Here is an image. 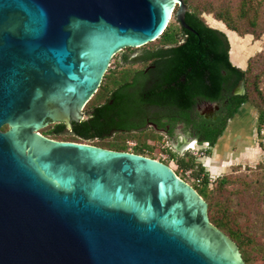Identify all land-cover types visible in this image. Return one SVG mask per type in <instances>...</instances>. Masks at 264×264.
Here are the masks:
<instances>
[{"label": "water", "instance_id": "95a60500", "mask_svg": "<svg viewBox=\"0 0 264 264\" xmlns=\"http://www.w3.org/2000/svg\"><path fill=\"white\" fill-rule=\"evenodd\" d=\"M188 12L185 0H0V264H246L170 165L39 133L73 128L114 57L173 17L196 32Z\"/></svg>", "mask_w": 264, "mask_h": 264}, {"label": "flooded vegetation", "instance_id": "af4514ba", "mask_svg": "<svg viewBox=\"0 0 264 264\" xmlns=\"http://www.w3.org/2000/svg\"><path fill=\"white\" fill-rule=\"evenodd\" d=\"M178 25L180 29L173 31L170 37L172 42L145 52L137 61L132 60L134 55L127 51L132 48L118 53L114 57L115 65L111 63L101 87L84 108L82 119L73 123V128L67 123L47 121L39 133L57 141H84L78 137L76 127L93 116L95 109L107 107L106 110L112 112L113 121L109 136L101 141L116 137L113 146L126 148V143H129L127 137L136 140L135 148L139 151L122 152L146 156L143 151L152 153L162 150L168 154L167 157L188 156L190 151L200 145L202 135L213 132L224 122L229 115L232 99L235 100V97L245 92L242 91L244 80L235 82L223 69L225 82L217 100L200 97L197 94V68L191 66L188 72L181 73L170 66V59L176 55L172 51L184 48L192 35H199L195 29L196 32H191L180 22ZM158 51L162 53L159 61L155 57ZM231 80L235 85H232ZM120 96L125 97L124 100L118 101ZM95 146L104 148L101 145Z\"/></svg>", "mask_w": 264, "mask_h": 264}, {"label": "trees", "instance_id": "16d2710c", "mask_svg": "<svg viewBox=\"0 0 264 264\" xmlns=\"http://www.w3.org/2000/svg\"><path fill=\"white\" fill-rule=\"evenodd\" d=\"M217 1L219 0H201L196 4L193 0H185L189 8L186 21L199 35H192L191 40L184 48L174 49L172 52L176 53V55L170 59V66L175 67L181 73L188 72L191 66L197 68V94L200 97L217 100L222 85L225 82V79L222 77L223 69L229 73L231 79H235V82L239 79L244 80L247 91L243 95L235 97V100L232 99L229 115L224 122L213 132L206 133L200 138V145L208 144L211 149L215 148L219 140L223 138L222 136L225 132H228V123L235 118L239 110L242 109L243 111L248 103L251 101L255 102L256 98L251 94L250 86H253L258 93L254 94L260 96L261 83L259 80L264 76L263 72L256 78L254 83H251L249 74L254 70L255 61L251 59L245 71L235 66L230 58V43L226 33L210 27L202 16L204 12L214 13L216 20L223 22L229 30L241 35L254 34L259 28V6H261L264 0H261L258 3L259 5L256 4V0H238V3H235L233 0H221V2L214 5ZM241 21L247 24L248 29H245L246 31L242 29ZM173 31H175V27L169 25L157 42L160 41L164 44L172 42L170 37ZM160 56H162V53L158 51L155 56L158 61ZM234 81L232 85H235ZM124 98L120 96L118 97V101L124 100ZM257 101L261 104L260 99H257ZM106 109L107 107L95 109L93 116L79 124L76 127L78 137H81L84 141H96L109 136L108 131L113 118L111 117L112 112H108ZM112 109L109 108V110ZM101 142H103L99 144L101 146L119 151H127L125 147L121 148L108 145L104 141ZM176 156L173 155L172 159L176 158L175 161L179 168L186 171L195 167L193 159L185 161L184 158L177 159ZM195 176L198 180H201L200 185L196 184L194 186L209 204L211 222L238 244L246 264H251V262L257 260V237L259 232L264 230V224H260V221L264 220V210L261 207L249 208L246 206L255 196L248 195V200L245 198L244 204L233 197L224 199L222 195L226 192L227 186L237 182L240 178L233 179L225 175L212 181L205 167L201 165L200 168L198 166ZM244 184L242 192H245L252 183L244 182ZM212 185L214 186L213 189L211 188ZM231 194L238 196L241 193L234 192ZM260 194L263 195L261 192ZM256 202L264 204V198L262 200L257 199ZM260 257L264 260V253Z\"/></svg>", "mask_w": 264, "mask_h": 264}, {"label": "rangeland", "instance_id": "374dc122", "mask_svg": "<svg viewBox=\"0 0 264 264\" xmlns=\"http://www.w3.org/2000/svg\"><path fill=\"white\" fill-rule=\"evenodd\" d=\"M200 1L201 0H193V2H195L196 4H198ZM233 1H235V3H238V0ZM260 1L261 0H256V4L259 5L258 3H260ZM218 2H221V0L215 2L214 5ZM259 7V28L257 31H255L254 34L249 33L241 35L232 31L238 38V47L242 59V63L239 64L238 67L245 71L249 65L250 60L253 59V61H255L254 70L251 74H249L251 83H254L256 78L264 72V2L261 3V6ZM202 16L205 18L206 23L210 25V27L223 31L228 37L226 31L229 29L223 22L216 20L214 13L204 12ZM169 25L174 26L175 30L180 29L178 22L174 17L170 21ZM241 26L243 30L248 29L247 24L243 21H241ZM228 39L232 52L233 45L229 37ZM162 44L164 43L155 41L144 47L128 49L127 51L134 55L132 60L137 61L145 54V52L154 51ZM115 62L116 60L113 59V66L115 65ZM259 82L261 83V88L259 90L261 92L260 96L254 94L257 93V91L253 86H250L251 94L256 98L254 100L255 102L251 101L250 103H248L244 107L243 111L242 109H240L235 118L229 121L227 127L228 138L224 140L226 144L223 143L225 148H221L219 154L216 153L219 142L213 149H211L208 144L196 146L194 150L188 153V156H182L185 161L193 159V163L195 165L193 169L186 171L185 169H181L178 167L175 161L176 158L172 159V157H167L168 154L162 150H155L152 153L143 151V154L153 159L165 161L166 164L170 165L177 172L180 178L191 184L193 187H195L194 185L196 184H201V182H198L199 180L195 176V173L198 171V166L200 168V165L202 167H205L210 177L212 178V181H215L218 177H222L225 175L230 176L233 179L240 178L237 182L231 183L229 186H227L226 192L222 195V197L224 199L227 197H233L244 204V199L246 198L248 200V195H253L255 197L252 199L250 198L251 200L248 202V204H246V206L249 208L261 207L264 210V204L256 202L257 199L262 200L264 198V76H262ZM245 90L247 91V88H245ZM257 99L261 100V104L258 103ZM64 139L72 140L71 138L68 139V137H65ZM115 139L116 137L110 138L104 141V143H107L108 145H114L113 143H115ZM76 141L92 145H99L100 143H103L97 140ZM126 141L129 142L126 143L127 151H139V149L135 148L136 140L126 137ZM162 142L163 144H166V146H168L166 141L162 140ZM179 158L177 157V159ZM200 179L202 178L200 177ZM244 182H250L252 184L248 189L245 190V192H242L245 185ZM213 187L214 186L212 185L211 188L213 189ZM234 192H239L241 194L238 196L231 194ZM260 192L263 193V195H261ZM246 210L248 209L246 208ZM242 220L245 221L244 218H242ZM260 224L263 225L264 220L260 221ZM257 241V260H254L253 262H251V264H264V260L260 257L262 253H264V230L259 232Z\"/></svg>", "mask_w": 264, "mask_h": 264}, {"label": "bare ground", "instance_id": "6f19581e", "mask_svg": "<svg viewBox=\"0 0 264 264\" xmlns=\"http://www.w3.org/2000/svg\"><path fill=\"white\" fill-rule=\"evenodd\" d=\"M227 34H228V37L230 38L231 40V43L233 45V48H232V52H231V59H232V62L235 64V65H239L241 64L242 62V59H241V56H240V52H239V47H238V38L236 36V34L232 31H229L227 30L226 31ZM228 138V133H225L223 138L219 141V144L217 146V149H216V153L219 154L220 153V149H224L225 146L223 143L224 140H226ZM226 144V143H225ZM194 146V145H193ZM223 153V152H222Z\"/></svg>", "mask_w": 264, "mask_h": 264}, {"label": "built area", "instance_id": "2783aa9c", "mask_svg": "<svg viewBox=\"0 0 264 264\" xmlns=\"http://www.w3.org/2000/svg\"><path fill=\"white\" fill-rule=\"evenodd\" d=\"M198 182H200V180Z\"/></svg>", "mask_w": 264, "mask_h": 264}]
</instances>
